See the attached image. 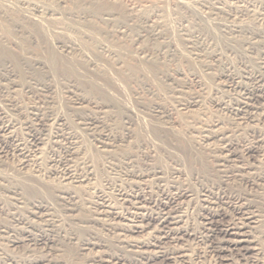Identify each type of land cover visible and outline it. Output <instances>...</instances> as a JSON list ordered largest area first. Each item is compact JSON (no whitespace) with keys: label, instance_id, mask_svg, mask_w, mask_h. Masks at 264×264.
<instances>
[{"label":"bare ground","instance_id":"1","mask_svg":"<svg viewBox=\"0 0 264 264\" xmlns=\"http://www.w3.org/2000/svg\"><path fill=\"white\" fill-rule=\"evenodd\" d=\"M219 1L223 0H173V3L177 8L184 9L185 12V9L194 12L213 39L227 44L228 41H232L228 39L229 33H227L228 30H231V23H226L227 20L223 21L217 18L218 13L223 9L220 5L224 4ZM239 10L241 11V9ZM138 11L135 8L128 9L119 22L117 21L119 17L117 12L98 0H0L1 17L3 18L4 14L6 22L11 27L23 28L28 33V37L32 36L33 33L46 37L49 32L63 35V40L57 41L61 52L56 54L58 58L56 68L49 67L45 59L37 58L34 60L39 66L49 67L54 74L67 75L66 70L81 64V58L84 60L85 55L90 54L89 51L95 52V48L103 53H116V55L120 53L121 55L124 51L123 48L100 39L99 32L102 31V27L98 29L94 23L99 21L106 28L116 25L114 29L107 32L122 36L127 32H132V23L136 19H140L143 25L133 31L134 35H131V42L136 45L139 44L136 47L137 50L134 52V56L139 61V68L142 71L148 73L151 72L153 65L170 62L174 58L176 47L179 46L180 42V45L182 44L185 49L186 45L189 44L187 54L190 58L202 64V69L206 74L211 73L214 69L216 70L215 65L217 64L215 63L220 62L223 58L222 48L210 49V46H206L205 41L204 44L195 43L194 38L196 35L192 31L193 29L190 30L191 28L185 27L183 32L181 31L178 34H167V27L170 26V14L163 4L155 5L145 13ZM7 12L10 14H7ZM237 12L234 11V13ZM27 26H30L31 32L27 30ZM232 26L240 29L241 25ZM235 28L233 31H238ZM236 33L239 34L240 30L239 33ZM201 41L203 42V40ZM155 43H158V45H154ZM150 44L154 46H150ZM86 50H89L87 54L85 53ZM73 53H79V57H73ZM52 60L53 58L50 59V61ZM109 63L111 64L110 67H116L117 65V62ZM229 66L223 63L217 73V78L223 79L221 81L223 86L232 85L239 90H237L238 92H241L237 96L235 95L236 98L234 97L231 101L230 107L235 115L242 119L249 112L257 109L258 99L264 93V57H262L260 66L255 72H250L245 67L240 73H234L235 71L232 72ZM117 69L116 73L119 76L120 72H117ZM115 81L120 82V80ZM115 81L110 80V82H107V80H103V82H99L93 80L97 91L102 90V88L108 90L110 86L118 89L117 86L120 83L117 84ZM108 83H111L110 86L107 85ZM49 89L50 86L45 81H33L31 78L26 82H19L15 79V75L4 76L1 74L0 76V92L9 96L6 99L10 105L8 112L11 114L14 111H21L24 114L23 121L19 123L24 125L23 128L26 131L24 133L26 137L19 136L15 127L18 121L15 122V119L13 120L10 115L4 114V111H2L4 115L0 117V143L5 146L7 142L12 143L11 152H15L14 154L18 157V160L16 159L18 168L15 170L7 168L0 160V189L11 194L8 195L7 201H10L9 203L14 208L25 209L26 207L25 210L23 209L27 212L26 214L33 216L32 219L36 217L39 220V222L33 224L34 222L32 223L29 219L13 212L12 219L17 222L18 226L9 223H3L0 226V232L3 234L16 231L23 235V238L14 239L12 243L16 244L22 240H35L42 242L44 245L52 244L53 236L51 237L48 232L55 231L53 227L56 222L60 221L57 219L58 212H55L52 202L62 205L65 212L71 213L79 211L81 205L85 207V204H93L95 209L90 211L91 214L88 216V220L102 224L104 228L118 231L117 240L124 243L125 247H129L126 250V252H129V256L120 253L107 254V252L95 250L96 247L100 248L99 243L100 246L97 243L82 241L80 246L78 245L81 251L95 250L88 257L89 261L96 264H144L156 261L161 264H187L191 257L188 241L198 237L204 241L205 248L214 254L213 257L217 258L215 262L218 264H235L234 257H241L244 259L243 261L246 260L250 264H264V252L260 247L257 235L264 215L251 200L241 193L234 192L236 189L233 192L227 189L228 182L231 179H240V181L243 180L257 186L264 182V174L256 175L250 172L252 167L241 163V155L239 156L236 150L232 148V142L228 139L230 135L226 136L224 130L219 127L214 129L207 125L198 130L199 134L203 133L201 139L206 146L214 147L215 145L214 166L217 172L220 173V181L217 184L203 186L200 193H194L188 189L175 188L171 184L169 186L167 183L163 184L166 177L161 169H156V167L140 169L137 167L136 154L132 152L124 153L119 149L122 143L123 147L125 143L129 144L133 135L123 133L120 138H116L110 134L111 124L109 121L112 120L113 115L109 114L107 108L110 105L105 101L95 99L91 101L90 99L86 106L82 105L85 99L81 92L79 93L73 86L68 85L65 89L71 96L70 109L73 108V112L77 115L78 120L76 119L77 122L75 123L72 122L71 115L70 119L66 113H59L54 110L53 103L55 99L47 93ZM18 90H24L23 93L27 91L38 100L40 98L41 104L38 105L39 102L35 101L37 104L22 105L15 96ZM176 91L181 92L180 90ZM137 100H135V103L142 107L141 102ZM197 102V97L191 95L186 99L177 97L175 103L178 110L188 111L190 108L195 107ZM152 107H154L152 109L156 112V115L158 113L165 115L164 113L168 111L167 108L159 104H154ZM159 117L161 118L162 115ZM68 118L74 128L67 122ZM149 124L148 127L141 126V130L151 134L155 139L164 127L162 125L156 126V123L152 120L149 121ZM126 128L128 129V127ZM194 130H196V126H193L192 131ZM77 133L80 136L93 137L92 140L94 139L97 142L95 153L87 152L90 147L86 148L83 145L86 142L81 143L80 136ZM262 139H264V136H262ZM117 142L122 143L118 145ZM127 147L133 148L132 145ZM5 150L7 152L6 148ZM5 150L3 151V147L0 146V157L2 154L4 156L3 152ZM47 150L57 153L55 159H49L48 163H58L61 166V170L58 172L55 167L52 169V167L42 164L46 152H49ZM60 152L61 154H59ZM248 152H251L250 149ZM97 158H99L98 162L95 160ZM173 170L171 173L180 174L179 169ZM43 171H47L48 177L54 175L55 178L53 176L52 178L55 179V182L46 181V174ZM97 171L102 173V178L105 177L106 185L110 184L108 187L103 183L99 184L94 181L95 177L96 179L98 177ZM45 187L52 188V192L49 191L52 197L45 194V191H43ZM152 193H156L155 195L159 199H154ZM233 194L235 195L233 196ZM193 202L198 204L197 209L200 220V228L198 229L190 226L185 219L186 211L184 212V209L186 210L190 206L189 204ZM187 218L189 217L187 216ZM71 220L69 218V221ZM77 221H80V219H77ZM57 225L59 226V224ZM132 234H135V236H132ZM101 248L103 247L101 246ZM4 259H6V262L4 261L3 264L15 263L9 257H4ZM87 263L89 262L87 261Z\"/></svg>","mask_w":264,"mask_h":264},{"label":"rangeland","instance_id":"2","mask_svg":"<svg viewBox=\"0 0 264 264\" xmlns=\"http://www.w3.org/2000/svg\"><path fill=\"white\" fill-rule=\"evenodd\" d=\"M98 1L116 11L119 16L117 21L119 22L123 19V16H125V12L128 9L130 10L135 8L136 10H139L138 12L145 13L149 8L158 4H163L167 7L170 14V26L167 27V34H178L181 31L183 32L185 27L189 29L191 28L190 30L193 29L192 31L194 32V35H196L194 38L195 43L200 42L201 44H204L206 42V46H210V49L215 47L222 48L221 51L223 52V58L220 62L215 63L218 65H215L216 70L214 69L211 73L206 74L202 69V64L193 60L187 54V47L189 48V44L186 45L185 49L182 44L180 45L181 42L179 41L180 43L179 46L176 47L177 50L174 58L170 62L153 65L151 72L147 73L146 71H142L139 68V61L136 60L134 56V52L137 50L136 47L139 44L136 45L135 43L131 42V35H134L133 31H136L143 25L140 19H136L134 23H132V27L134 29L131 28V31L133 33L127 32L122 36H117L112 34V32H107L108 30L114 29L116 25L106 28V26H104L102 23L96 21L94 25H96L98 29L102 27V31L99 32L100 39H104L110 44H115L119 47H122V50H124L123 53L121 55L120 53L117 55L116 53L107 54V52L103 53L98 48H95V52L86 50L85 53L87 54L89 51L88 53L90 54H87L88 56L85 55L86 57L84 60H82L80 56V61H82V63L74 68H69V70H66L67 75H63L61 73L54 74L51 72L49 67L56 68L55 65L57 64L56 61L58 59L56 54H60L61 52V48L59 47L57 41L63 40V35L49 32L46 34V37H42L35 33L32 34L33 37L30 35V37H28V33L24 31L23 28L16 26L11 27V25L6 22L4 14L3 18L0 14V76L1 74L4 76L15 75V79L19 82H26L31 78L33 81H45V83L50 86V89L47 93L55 99L53 103L54 110L58 111L59 113H66L69 118L72 116V119H70L75 123L78 119L77 115L73 112L74 109H70L71 96L66 91L68 85L73 86V88L79 93L81 92V95L85 99V101L82 102L84 103L82 105L86 106L90 99L91 101L94 99L105 101V103L110 105L109 108H107L109 110V114L113 115L112 120L109 121L111 124V127L109 128L111 132L110 134L116 138H120L123 133H130L129 135H133V138H130V143H125L124 147L122 142H117L118 145L122 143V146H120L119 149H121V151L124 153L132 152L133 154H136L137 167L140 169H148L150 167H156V169L159 170L161 169V172H163L164 176L166 177H164L165 181H163V184L167 183L168 186L171 184V186H174L178 189H188L194 193H200V189L203 186L219 183L220 173L217 172V169L214 166V155L216 154L215 145L214 147L206 146L201 139V135L203 133H198V130L205 125L214 129L219 127L224 130L226 132V136L230 135L228 136V139H230L232 142V148L236 150L239 156L241 155V163H243L245 166L252 167L250 172L256 175L264 174V139H262V136H264V93L258 99L256 105L257 109L252 110L248 115H245L246 117L244 116V118L241 119L235 115L234 111L230 107L231 101L241 92H238L239 90L237 88L235 89V87L232 85H226V87L223 86L221 82L223 79L217 78V73L219 72L223 63L228 64V66L230 65V70L232 72L235 71L234 73H240L242 69H245V67L250 72L257 71L258 67L260 66V62L262 61V57H264V0L219 1L224 3H221L223 6H220L225 9V12L221 8L222 11L218 13L217 18L223 21L227 20L226 23H231V30H228L227 33H229L228 39L232 41H228L229 43L227 42V44L213 39L205 27H203L202 22L196 17L197 15L194 12L185 9L187 12L186 13L184 9L182 10V8H177V6L174 5L173 0ZM69 6H71V4H69ZM242 7L246 8L243 9ZM239 9H241L243 12H241ZM246 9L247 11H245ZM234 11H238V14L234 13ZM229 12L235 15H231ZM7 14L10 13L7 12ZM174 18L176 21L179 20L180 22L177 21V23L174 21ZM235 23L237 25H241L239 27L240 29L232 26L236 25ZM234 28L238 31H233ZM27 30L30 31V26H27ZM196 32L197 34H201L197 35L195 34ZM234 32H238L239 34H235ZM128 40L132 43L131 45ZM201 40H203V42ZM154 45H158V43H155ZM154 45L150 44V46ZM78 54L79 53H73L72 56L79 57ZM37 58L45 59L49 67L37 65L34 62V60ZM52 58L53 60L50 61ZM108 61L117 62L116 67H110L111 64ZM116 69L118 70L117 72H120L121 76H118ZM114 77H117L118 79H115ZM93 80H97L99 82H103V80H107V82H110V80H120L118 83L116 81L115 82L117 84L120 83L119 86L121 87L117 86L118 89H114L115 87H111V83H108L107 85L110 86V89L106 90L102 88V90L100 89L97 91ZM176 90H180L181 92L179 93ZM18 91L15 96L22 105H28V103L37 104V101L39 102L38 105L41 104L40 98L38 100V98H35V96H33L31 93H28L27 91L23 93L24 90ZM191 95H195L197 97V105L190 108L188 111L178 110L175 103L176 98L179 97L181 99H186ZM8 97V95L2 94L0 92V117H3L4 114H7L10 115L13 120L15 119V122L18 121L15 125L16 131L19 136L26 137V134H24L26 133L23 128L24 125L19 123L23 121L24 114L21 113V111H14L9 114L8 108H10V105L9 101L6 100ZM136 98L140 99L137 100ZM135 100L140 101L142 107L138 106L135 103ZM154 104H159L167 108V113H164L166 116L159 113L157 116L155 114L156 112L153 110L154 107H152ZM2 111H4V114ZM161 115L162 117L160 118L159 116ZM148 117L150 120L156 123V126L162 125L164 127L161 129V132L159 131L158 136H156L155 139L151 134H147L141 130V126L148 127L150 125V120ZM69 118L67 122L71 124ZM71 126L74 128L73 124H71ZM193 126H196V130L194 131H192ZM126 127H128L130 130H128ZM90 137L91 136L86 137L83 135L80 136L79 139L81 140V143L86 142L83 145L86 148L90 147V149H87V152L92 154L95 153L94 151L95 147L97 146V142L94 139L92 140L93 137ZM9 143L10 142H7L6 146L0 143V146L3 147V151L5 148L7 149V152L6 150L3 152L4 156L3 154L1 155L0 160L5 167L15 170L18 168L16 165L18 157L16 154H14L15 152H11L13 146L12 143H10V145ZM130 145H132L133 148H126V146ZM249 149L251 152H248ZM59 154H61V152ZM56 155L57 153L55 154L54 152H46L43 160L45 159L47 161H42V164H46L48 167H52V169L55 167V170L58 172L61 170V166L58 163H48V160L55 159ZM98 159L99 158L95 160L98 162ZM176 168L179 169L180 174L171 173L174 171L173 169ZM44 172L46 174V176L44 175L46 181L55 182V179H53L55 178L54 175H52L53 178L51 175L48 177L49 175L47 174V171H43V173ZM97 176L99 178L97 177L96 179L95 177L94 181L98 182L99 184L103 183V185L106 187L110 185H106L107 182L104 180L105 177L102 178L103 176L100 171H97ZM47 178L51 179L49 180ZM242 181H240V179H231V181L229 180L228 185L230 187L228 186L227 189H230L232 192L236 189L234 192L241 193L247 199L251 200V202L257 206V208L261 210L262 214L264 215V182L256 186L255 184L252 185ZM109 183H111V181H109ZM47 189L48 188L45 187V190L43 189V191H45L46 195L49 194L48 196L52 197V194L50 193L52 192V188H49L48 190ZM152 194L154 195V199H159V197L155 195L156 193ZM8 195L11 194L7 193L6 190L0 189V226L3 223H9L11 225L16 224V226H18L17 222L12 219L14 213L20 214V216H23L25 219H29V221H32V223L34 222L33 224H36L35 222H39L36 217L32 219L33 216L26 214L27 212L24 211L26 207L25 209L23 208L24 210L14 208V206L9 203L10 201H7L9 198ZM234 195L235 194H233V196ZM35 196L37 197L38 195ZM196 202L189 204L190 206H188L186 210L184 209V212L186 211L188 213L187 214L185 212V219L190 226L194 227V229L200 228V220L198 216L199 211L197 209L198 204ZM52 203V206H55H53L55 212L59 213H57V219L60 220L58 223L56 222V225L53 227L55 231H51L52 233L48 232L51 237L53 236L52 244L44 245L42 242L35 240H22L17 242L18 244H15L12 243V240L18 238L21 239L23 238V235L16 231H10L8 234H3L0 232V264H3L4 261L6 262L4 257H9L12 259L13 262H15L14 264H96L92 261H89L88 257L93 251L95 252V250L103 251L104 253L107 252V254L120 253L129 256V252H126L129 247H125L124 243H120L117 240L118 231L109 229L107 227L104 228V225L88 220V216L91 214L90 211L95 209L93 204H85L86 208L84 205H81V207H79V211H74L71 213L68 211L65 212L64 208H62V205H58L56 202ZM17 211L20 212L18 213ZM187 216L189 218H187ZM69 218L72 220L69 221ZM77 219H80V221H77ZM83 219L85 221H82ZM57 224H59L60 228ZM55 235H58L56 236L57 239ZM257 235L259 238L260 247L264 252V216L262 217L261 226ZM132 236H135V234H132ZM82 241H88L97 244L99 243L103 248H101V246L98 244L100 248L96 247L95 250L89 249V251H81L79 246ZM188 242L191 257L187 264H218L215 262L217 261V258L214 256V259V254L205 248L204 241H202L199 237L189 240ZM233 260L235 264H250L246 260L243 261L244 259L241 257H234ZM87 261L89 263H87ZM144 264L161 263L156 261Z\"/></svg>","mask_w":264,"mask_h":264}]
</instances>
